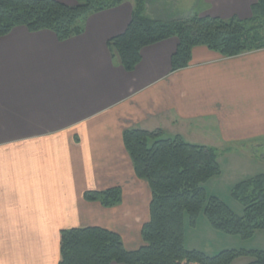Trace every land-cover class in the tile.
Segmentation results:
<instances>
[{
  "label": "crops",
  "instance_id": "obj_1",
  "mask_svg": "<svg viewBox=\"0 0 264 264\" xmlns=\"http://www.w3.org/2000/svg\"><path fill=\"white\" fill-rule=\"evenodd\" d=\"M204 2L202 14L243 19L256 0ZM134 8L128 0L94 13L81 35L64 41L24 26L0 36V264H58L67 229L138 235L151 190L136 176L126 129H161L217 147L236 184L264 173L257 159L240 158L246 147L264 146V48L225 58L197 46L190 66L172 72L178 40L171 38L144 47L128 71L108 41L126 29ZM116 186L119 205L84 197Z\"/></svg>",
  "mask_w": 264,
  "mask_h": 264
},
{
  "label": "trees",
  "instance_id": "obj_2",
  "mask_svg": "<svg viewBox=\"0 0 264 264\" xmlns=\"http://www.w3.org/2000/svg\"><path fill=\"white\" fill-rule=\"evenodd\" d=\"M74 1L0 0V36L24 26L33 32L51 30L64 41L81 35L90 15L128 0ZM134 1L128 26L108 41L110 51L128 71L138 65L144 47L171 38L178 40L172 72L190 66L197 46L225 58L264 48V0L252 4L248 18L195 12L171 20L147 16V0ZM123 139L136 176L146 180L151 190L149 219L140 231L142 245L128 249L119 232L101 226L67 229L61 232L58 264H233L241 257H250L248 264H264L261 248L224 249L210 256L185 245L186 224L196 226L202 214L214 229L244 239L264 230V173L233 186L232 196L244 208L238 214L207 190L210 179L222 173L219 148L188 142L181 135L168 137L161 129H126ZM84 197L113 207L122 202L123 189L90 190Z\"/></svg>",
  "mask_w": 264,
  "mask_h": 264
},
{
  "label": "rangeland",
  "instance_id": "obj_3",
  "mask_svg": "<svg viewBox=\"0 0 264 264\" xmlns=\"http://www.w3.org/2000/svg\"><path fill=\"white\" fill-rule=\"evenodd\" d=\"M74 3L75 1H73L72 4ZM204 3V0H147L145 4V14L147 9L148 15H146L152 18L163 20L179 19L192 15L195 12L201 13L205 11L206 7L204 8ZM245 150L244 155H240V158L257 159V165L264 169V146L246 147ZM224 157L225 156L222 154V160ZM222 167L224 168L223 176H215L206 184L208 193L221 197L236 213L242 214L244 209L243 205L232 196V188L236 183L233 182L232 178L230 179L227 177L226 165L221 161V168ZM129 222V228L127 227V229L135 228V222H132V220ZM137 224H139L138 226L140 227L142 222ZM139 227L136 229L138 235L140 232ZM138 235L128 233L124 235V240L129 246L140 245L143 242L139 240V242L136 243ZM185 245L190 250H200L210 256L216 255L224 249H264V230L256 232L254 237L244 239L241 236L229 235L214 229L204 214H202L196 226H191L188 223L186 224ZM251 260L250 257H241L236 259L233 264H248Z\"/></svg>",
  "mask_w": 264,
  "mask_h": 264
}]
</instances>
